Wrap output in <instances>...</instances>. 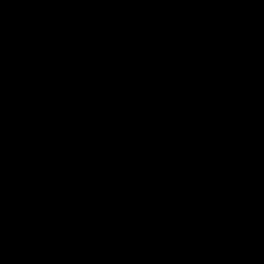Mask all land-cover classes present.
Instances as JSON below:
<instances>
[{
    "label": "water",
    "instance_id": "water-1",
    "mask_svg": "<svg viewBox=\"0 0 264 264\" xmlns=\"http://www.w3.org/2000/svg\"><path fill=\"white\" fill-rule=\"evenodd\" d=\"M0 264H264V0H0Z\"/></svg>",
    "mask_w": 264,
    "mask_h": 264
}]
</instances>
